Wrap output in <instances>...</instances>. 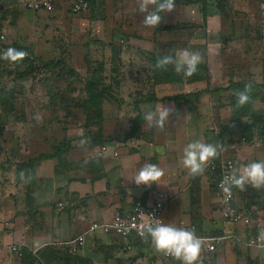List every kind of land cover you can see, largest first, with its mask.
Segmentation results:
<instances>
[{
    "label": "crops",
    "instance_id": "obj_1",
    "mask_svg": "<svg viewBox=\"0 0 264 264\" xmlns=\"http://www.w3.org/2000/svg\"><path fill=\"white\" fill-rule=\"evenodd\" d=\"M244 4L245 13L253 8L251 1ZM254 6L258 16L264 19V0H257ZM205 7L203 17L199 4L175 3L172 12L161 13V23L155 28L142 24L146 14L138 13L137 5L131 12H127L123 3L115 11L106 5L102 7L104 13L124 11L125 23L133 26L135 32L126 43L130 49L125 52L134 60L132 63L146 61L154 49L166 55L189 49L202 55L199 65L206 67V73L198 72L199 80L185 78L183 82H172L157 79L150 63L146 72L142 66L138 71L131 67L125 82L119 83L113 78L102 84L106 92L101 100V117L94 116L88 121L83 112L84 116L80 115L77 121L69 109L66 119L61 120L47 121L45 114H39L38 118L34 115L36 123L46 125H35L26 116L23 121H17L19 128L23 122L30 127L27 136L14 130V136L24 140L27 137L29 147L18 151L17 155L22 153V158L14 161L10 158L0 176V188L4 192L0 195V264H20V258L9 252V246H20L34 255L45 249L69 253L70 245L80 236L84 237V247L71 256L88 264H166L164 254L156 251L149 240L134 241L132 250L124 253L121 240L113 234L104 236L101 231H89L93 223L110 224L115 214H127L137 200L149 204L156 193L167 196L163 223L174 227L193 226L197 236L223 238L214 254H201L200 260L205 256L217 258L220 254L224 264L232 261L248 264L249 259L242 256L243 252L250 261L264 260V249L247 245L249 238L264 232V187L254 189L245 185L244 191H240L232 186L233 204L251 219L249 226L232 225L220 217L212 173L207 166L202 174L192 176L182 165L183 149L194 140L218 144L219 155L213 161L231 160L235 168L264 160V32L261 29V36L252 35L251 29L244 27L245 17L237 18L238 14L233 16L228 11L222 15L214 11L209 0ZM37 13L45 12L33 14ZM7 44L10 45L8 41ZM117 51L112 52L111 59L120 58ZM111 75L119 74L115 70ZM246 85L250 86L252 99L244 107L237 104L235 93L242 92L241 86ZM84 87V84L79 86L72 99H67L64 93L50 97L55 101L53 104L58 102L57 106L81 108L87 99ZM29 88L34 90V86ZM118 91L126 94L119 102L121 106L131 108L126 111L130 113L125 120L130 124L128 132L122 137L110 135L104 127L107 121H117L115 107L119 98L115 93ZM42 103L47 104L44 100ZM160 105L171 109L162 128L145 120V113L155 111ZM259 115L260 127L255 119ZM134 120L139 124V132L129 137ZM245 125L255 128L243 134ZM94 136H102L104 143L92 148L85 145ZM63 142L70 144L67 152L35 164L31 178L16 179V164L40 155H52L54 147ZM103 145L107 150L102 157H97ZM44 146L47 147L42 151ZM145 164H155L163 170L158 184L136 185L131 179Z\"/></svg>",
    "mask_w": 264,
    "mask_h": 264
},
{
    "label": "rangeland",
    "instance_id": "obj_2",
    "mask_svg": "<svg viewBox=\"0 0 264 264\" xmlns=\"http://www.w3.org/2000/svg\"><path fill=\"white\" fill-rule=\"evenodd\" d=\"M31 1L0 0V31L6 34L10 45L18 46L17 44L19 43L34 58L33 64L24 62L3 64L0 62V96L5 92L7 96L12 95L11 98L13 97L12 99L14 100V105L12 106L14 111L12 113V110L5 112V118L2 119L4 123L3 121L1 122L2 130H4L3 152L0 155V164L2 165L8 164L10 158L12 161L20 159V156L22 158V153L18 154L19 156L17 155L18 151L26 150L29 147L27 137L24 140L14 136V130L18 132L20 130L22 134L26 133V136L28 135L30 127L25 122L21 123L20 128L17 126L19 124L17 121H23L22 119L25 116L27 119L31 117L35 125H46L45 122L36 123L34 115L38 118L39 114L43 116L45 114L47 121L48 119L61 120L66 119L67 110L71 109L77 121L80 120V115H83L82 107H76L75 109V107H71L72 105L57 106L58 102L55 103L56 105L53 104L55 101H52L51 95L56 98V95L59 97L61 93H64L67 99H72L76 96L75 91L85 82L107 84L110 79L114 78L119 83H122L125 82L128 68L133 67L134 70L138 71L141 70L140 67L142 66L145 72L149 68L148 58L146 61L140 59L141 65L139 60L138 64H134L132 63L134 60H131L130 56H126L125 52L130 49L126 43H128L130 34L135 31H133L134 28L131 24L125 23V19H123L125 16H122L124 11L112 14L106 11L104 13V9H102L106 5V8H114L113 10L115 11L117 5L123 3L126 4L127 12H131L134 9V5H137V0H87L90 4L89 11L77 16L71 15L69 11L74 0H55L53 12L37 14H33L36 12L30 11L28 8V4ZM188 1L175 0L177 4L182 6L188 5ZM250 1L251 5L253 4V8L246 10L247 12L245 13L243 8L247 6L244 3ZM218 2L219 0H209L214 11L219 13ZM236 2L238 4H234ZM256 3L257 0H222L220 7L223 5L225 11L233 14V16L236 13L235 16L239 15L237 18L245 17L247 22L243 26L246 29L250 28L252 35L259 34L261 36L259 31L262 29L264 32V25L262 24L264 19L258 16L257 8L254 6ZM262 15L260 13V16ZM145 34H148V31ZM115 36H117V40L114 39ZM160 42L172 43V41L170 43L167 41ZM159 49L162 48L160 47ZM114 50L120 51V58L111 59V54ZM168 50L171 49L169 48ZM115 70L119 74L117 77L111 75V72ZM142 77L140 74V78ZM29 86H34V90L30 89ZM45 89L47 90L46 92ZM48 89H51L50 94L47 93ZM147 94L149 95V93ZM115 95L119 98L116 99L117 106L115 107L118 116L117 121L115 123L107 121L104 127L108 128L110 135L122 137L128 132L130 124L125 120H127L130 113L128 114L126 111L128 109L131 110V108L127 109L119 103L125 99L126 94L124 91H118ZM48 99L50 101H47ZM43 100L47 102L46 105L42 103ZM73 103L74 101H72ZM111 107L114 108V106ZM112 108H110V111ZM109 113L111 114V112ZM1 117L3 118V114ZM91 118L92 116L89 115L87 120L89 121ZM51 140L53 138L49 139V141ZM46 147H42L41 150L43 151ZM13 149H16V152ZM1 183L2 181H0ZM1 194H4L2 187L0 188ZM242 256L247 258V260L249 259L248 262L250 261L249 256L246 257V253L243 252ZM223 260L220 254L217 258L215 256L206 258L205 256L203 260H200V264H224ZM163 261L166 264H180V261L176 259ZM257 263L264 264V260L257 261ZM230 264H234V262L232 261ZM238 264H244V262L241 261Z\"/></svg>",
    "mask_w": 264,
    "mask_h": 264
},
{
    "label": "clouds",
    "instance_id": "obj_3",
    "mask_svg": "<svg viewBox=\"0 0 264 264\" xmlns=\"http://www.w3.org/2000/svg\"><path fill=\"white\" fill-rule=\"evenodd\" d=\"M175 9V0H137V12L146 14L142 21L145 27L155 28L162 20L161 13H170ZM28 52L18 50L14 47L7 48L0 53V60H7L11 63L23 61L28 57ZM203 57L197 51L189 49L177 50L174 55L169 54L158 58L155 62V69H166L173 66L177 74L191 77L197 72L198 65ZM250 86L246 85L244 91H237L235 96L237 104L243 105L249 100L248 92ZM171 109L160 105L155 111L145 113V120L156 127L162 128L167 122ZM219 145L194 140L183 149L182 165L190 175L197 176L205 171L207 164L219 155ZM164 175L163 170L155 164H145L131 179L136 185L158 184L157 182ZM225 198L230 195V189L235 186L244 191L245 185L254 189L264 187V160L249 162L239 168L232 169L230 174L224 176L222 182ZM143 239H150L151 245L156 251L171 256L180 261V264H200L202 251V240L194 230L185 227H174L165 224L158 219H148L138 229ZM264 240V232L261 233Z\"/></svg>",
    "mask_w": 264,
    "mask_h": 264
},
{
    "label": "built area",
    "instance_id": "obj_4",
    "mask_svg": "<svg viewBox=\"0 0 264 264\" xmlns=\"http://www.w3.org/2000/svg\"><path fill=\"white\" fill-rule=\"evenodd\" d=\"M54 1L55 0H32L28 4V8L32 12L42 11L45 13H51L54 10ZM89 9L90 4L87 0H74L69 11L71 15L77 16L88 12ZM262 24L264 25V21ZM7 48H9V45L7 44L6 36L3 32H0V53H3ZM25 60L32 61V55L29 54ZM0 62L3 64L11 63L7 60H0ZM106 150V146H101L97 153V157H102ZM114 156H116V154H114ZM234 168L235 165L231 160H225L219 163L211 160L207 164V169L212 173L211 183L213 185L214 195L218 200V211L221 219L232 225L242 224L244 226H249L251 223L250 215L247 212L239 210L233 204L232 187L230 189V195L227 198H225L226 194L223 192L221 182L224 176L230 174ZM166 202L167 196L163 193H156L149 204H144L143 202L137 200L133 203L127 214H115L110 224L93 223L90 226L89 231L92 233L95 231H101L104 236L113 234L121 240V251L124 253L130 252L132 250L133 242L143 239L138 232L142 223L148 219H152V217L163 222L162 214ZM184 227L196 232V228L193 226ZM198 237L202 240L201 254H214L223 242V238L220 236ZM260 237L261 236H255L249 238L247 243L248 247L264 249V240ZM83 247L84 237L80 236L70 245L69 254L77 255ZM8 250L16 258L22 257V247L12 245L9 246ZM164 257L166 259H174L173 257L165 254Z\"/></svg>",
    "mask_w": 264,
    "mask_h": 264
},
{
    "label": "trees",
    "instance_id": "obj_5",
    "mask_svg": "<svg viewBox=\"0 0 264 264\" xmlns=\"http://www.w3.org/2000/svg\"><path fill=\"white\" fill-rule=\"evenodd\" d=\"M222 0H219V2L217 3V7L219 9V12L222 15H225V8H223V5H221L220 7V3ZM176 3V2H175ZM199 4L200 5V10L201 13L203 15V17L206 14V7H205V3L206 0H189L187 2V4ZM1 32V31H0ZM9 47H14L18 50H25L27 51L30 55H32L27 49L25 48H20L16 45H9ZM168 50V49H167ZM33 56V55H32ZM163 56H166V53L162 54L159 53V51L154 50L153 53L150 54L149 56V63L153 68L154 71V75L156 76L157 79H161L164 78L166 81H172V82H180L182 81L184 78L187 79V81H195V80H199L200 77H197V73L198 72H202V73H206V67L205 66H201L198 65L197 67V72L192 75L191 77H185L182 74H177L174 71L173 66L169 65L166 69H162V70H158L155 69V62L158 58H161ZM34 58L32 61H28V60H23V61H18V62H24V63H28V64H33ZM30 66V65H29ZM85 93L87 95V99L85 101L84 106H82L83 112L85 114L86 117H88L89 115L94 117H101V113H102V106H101V100L103 99L106 89L105 87L102 86V83L99 82H85ZM243 91L245 90V87L241 86ZM12 95L7 96L6 93L4 92L1 96H0V155L3 152V135H4V130L3 126H1V122L3 121L4 123V115L5 112H9L11 111V113L14 111V107L12 108V106L14 105V100L11 98ZM248 96H249V100L244 103V107L246 105H249L251 102V97H252V93L251 90L248 92ZM243 111H247L246 108H243ZM249 111V110H248ZM247 111V112H248ZM3 114V118L1 117V115ZM260 116V115H259ZM261 117V116H260ZM256 117V124H258V126H261V120L262 117ZM91 120V119H90ZM137 120H134V122L132 123V127L130 130V135L129 137L135 135L136 133L139 132V128L138 125L136 123ZM255 125V124H254ZM254 125H245L242 128V133L243 134H247V133H251L252 129L255 128ZM257 128V127H256ZM111 139H109L108 141H110ZM88 141V142H87ZM85 141V145H87L88 147L92 148V147H96L97 145H102L104 143V139L101 137L98 138V136H94L93 138H90L89 140ZM106 141V140H105ZM70 144H67L65 142L58 144V146L54 147V153L52 155H40L37 156L36 158H29L24 160V162L18 163L16 164V179H29L31 178V171L33 170V167L35 166V164H37L38 162H40L41 160L44 159H48L52 156L55 155H60L63 152H67L70 149ZM4 167V168H3ZM5 169V165L0 164V176L2 174V172H4ZM145 240V239H142ZM150 241V239H148ZM20 260V264H88L87 262L80 260L78 258H75L73 256H71L68 252H58V251H52V250H48L45 249L43 251H41L39 254L34 255L32 254L30 251L24 249L22 251V257L19 259ZM248 264H258L257 261H249Z\"/></svg>",
    "mask_w": 264,
    "mask_h": 264
}]
</instances>
